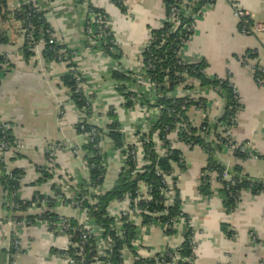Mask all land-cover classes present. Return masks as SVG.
<instances>
[{"label": "crops", "instance_id": "1", "mask_svg": "<svg viewBox=\"0 0 264 264\" xmlns=\"http://www.w3.org/2000/svg\"><path fill=\"white\" fill-rule=\"evenodd\" d=\"M236 2L250 14L252 25L262 26L263 31L241 34L231 5L217 0L206 4L195 17L193 35L179 58L190 65L204 64L205 75L211 81L229 79L240 102L233 116L231 136L247 145V150L244 158L221 146L211 153L225 166L221 168L225 171L223 180L233 179L232 175L238 173L232 168L239 167L238 175L259 182L264 181V0ZM87 4L108 17L116 58L104 55L101 44L85 34L86 12L76 0H35L34 5L43 13L58 45L74 53L72 64L82 75L91 102L89 117L71 102L69 89L63 85L62 78L69 72L67 66L46 62L25 48L19 21L14 17L18 7L15 0H7L6 13L0 18L1 22L9 19L13 23L12 29L3 27L0 33L8 40L0 45V56L5 60L0 70V122L8 124L12 136L23 145L11 151L5 165L8 171L22 174L17 199L31 203L17 215L23 217L21 220L34 216V222H43L39 217L46 212L73 222L84 219L68 200L82 195L87 179L83 150L86 136L76 129L83 120L104 133L101 149L108 156L102 191L106 192L113 188L124 167L121 151L115 150L105 135L108 127L115 125L125 144L131 143L136 136L149 133L160 116L153 84L142 74V53L151 33L165 19L164 0H122L121 7L114 0H87ZM114 71L123 79H113ZM190 84L195 85V81L189 80ZM192 92L204 104L201 102V109L193 105L186 110L191 127L198 128L204 120L211 125L223 117L225 100L211 87L192 91L178 87L176 97ZM215 127L220 131L223 124L219 121L210 129ZM169 139L180 156L179 162L173 164V178L182 211L196 235L193 264H264V191L253 194L244 190L236 210L229 212L216 172L208 174L207 191L200 190L209 155L213 159L211 153L179 142L174 132ZM57 194L68 199L47 208L34 205L38 197L52 200ZM8 217L7 199L0 185V264H7L12 234L22 247L16 264H63L59 255L66 239L61 234L37 223L19 229ZM130 222L137 235L131 242L132 249L127 248L129 264L167 250H180L183 227L167 236L158 222L143 224L142 217L136 215Z\"/></svg>", "mask_w": 264, "mask_h": 264}, {"label": "trees", "instance_id": "2", "mask_svg": "<svg viewBox=\"0 0 264 264\" xmlns=\"http://www.w3.org/2000/svg\"><path fill=\"white\" fill-rule=\"evenodd\" d=\"M177 0H164L165 8H166V16L169 13L170 7ZM208 4V0H196L193 3V7L189 16L183 18V23L181 26L190 25L194 16L200 14L201 9ZM91 5H89L90 7ZM30 7V6H29ZM121 7V6H120ZM28 6H24L21 8L19 12H15L14 17L21 21L24 17V12L27 11ZM122 9V8H121ZM7 10V0H0V18L5 15V11ZM96 13L104 14L103 11L99 9H94ZM34 16L38 19L39 24L41 26H48L44 20L43 13L39 11L34 12ZM181 26L174 32H170V27L166 24L160 30L153 31L151 33V38L149 39V46L147 49H143V66L142 74L145 78L149 79V81L153 84L154 92L157 96L155 106H161L163 110L160 113L159 119L155 122L149 133L143 135L144 142H142L143 149V158L147 161V165L141 168V172H136L135 168L136 164L133 162V158L130 155L131 149H125V139L121 133L115 128V125H111L107 129V138L112 143L115 150L121 151L123 156H126L124 161V167L122 168L115 185L110 191H102L101 194L95 197L96 203L92 207L89 206L88 200H85L83 203L89 209V216L94 225L100 226L105 230V233L111 237L113 241V251L111 253V264H120V253L124 247L128 249H132L131 242L136 239V228L132 224V222L127 221L126 219H122L123 230L125 232L123 239L116 236V234L110 230L111 227L114 226V219L107 216L106 209L109 205L114 201H119L123 199V197L127 194L135 195V191H137L138 186L143 184L147 189L148 193L151 197V201L147 203H141L138 205V208L141 210H146L149 214H142V222L143 224H151L154 222H158L162 226L167 225L165 230V234L171 235L175 232L172 228L171 220L175 219L177 216L181 214V201L179 199V193L176 189L175 179L173 178V164H177L180 160L179 152L170 149L169 143L166 142V147L168 149L166 155H159L154 150L155 144L152 143V135L156 132L158 137L162 139L166 137L167 134L172 131L177 123L187 124L188 128L186 131H180L178 133V138L185 144H188L189 147H193L195 145L200 146L204 151L208 154L209 152H215L219 146L212 141V138L216 140L224 139L221 138L220 131H217L219 128L215 127L214 129H210V123L208 120H204L202 124L198 128H193L189 126L188 119L185 115L186 110L193 105H197L198 103L192 102L189 100L186 104H184V100L182 98H170L169 95L174 91V89L178 86L180 82L183 81V77H180L183 73H186L191 79L195 81V85L187 84L184 88L185 90H194V89H204L211 87L216 92H218L225 100V107L223 117L220 120V124L229 123L230 118H232L236 111L240 108V102L236 100V95L234 94V89L229 82V80H209L205 75V65H190V64H181L178 60V52L180 49V37L184 38L185 32L182 31ZM239 23V30H240ZM38 38V35H36ZM112 40L110 36L108 38ZM163 39L164 44L156 49L158 42ZM8 43L6 37L0 34V45H5ZM101 44V50L104 55L116 58L117 48L115 47L114 42L108 44L106 46ZM26 49H28L27 45H24ZM63 48L59 45H45L41 56L43 60L46 62L55 61L58 51ZM110 48V50H108ZM29 51V50H28ZM30 52V51H29ZM29 54V53H28ZM155 58L156 64L153 69H146L145 63L150 59V56ZM3 61V59H1ZM74 67V64L70 65ZM112 78L116 81H120L123 79V76L118 72L111 73ZM179 75V76H176ZM74 73L68 72L63 78V85L69 89L70 100L76 106V108L80 111L82 110L87 117L91 115V109L87 107V97L80 94H76L75 91V83H74ZM188 98V97H185ZM204 104V101L200 100ZM184 107V109H182ZM235 108L237 109L235 111ZM174 111V113H172ZM82 127V129H81ZM90 125L86 123V121L82 122V124H78L76 129L78 133H86L90 130ZM100 137L104 135L101 132ZM201 133L203 134L201 136ZM11 130L8 131V138L12 140ZM208 136L209 139H206ZM83 150L86 152L85 154V162L86 167L88 169V179L91 184L98 185L102 188L103 181L106 174V160L107 155L103 152L99 147H97L96 143H89L83 147ZM235 156L244 158L245 156L239 152L238 150L234 151ZM208 165L206 169L203 171L202 175V184L200 190L201 193H205V190L208 187L209 177L208 174L210 172H216L220 177V182L223 187V193L225 195V206L229 212H233L236 207L235 201L228 196L225 187L230 184V182H235V187L232 188V192L241 191V190H250L251 193H259L264 191V187L259 185H251L245 184L233 179H230L229 182L223 180V176L225 171L221 169L210 157L208 160ZM91 166H93L91 168ZM234 173H241L239 167H233ZM158 171L161 173L158 174ZM12 176L20 179L22 174L16 170L12 171ZM43 173V172H42ZM171 176L173 180V197L172 202L169 205H166V198L162 194V190L165 188V185L162 183L161 176ZM44 179L48 178V175L43 173ZM0 185L2 191L5 193V198L7 199L8 205V213L9 219H17L21 220L23 217H13L11 214L12 210L9 208L10 202H15L20 206V211L24 212L27 208H29L31 203H22L17 198H11L10 195L12 192L17 191L18 183L10 179L7 175H5V167L0 163ZM90 186L88 187V189ZM208 189V188H207ZM80 198V197H79ZM52 205V204H51ZM50 205V206H51ZM166 212L164 216L152 217L150 214L154 212ZM56 217L54 214L46 212L42 214L39 219L47 221L50 223L56 221ZM51 218L52 220H49ZM183 218L185 220V227L183 233V243L180 250L177 253H174L170 250L169 252L174 253L178 256V261L176 264H188L185 259L191 256V245L190 240L193 238L194 231L191 228L187 227L189 219L186 215L183 214ZM26 220L34 222V216H27ZM6 222V221H5ZM72 224L75 222L71 221ZM53 228V227H51ZM10 240H14V236L11 235ZM169 262V260H166ZM134 264H139V261H135Z\"/></svg>", "mask_w": 264, "mask_h": 264}, {"label": "built area", "instance_id": "3", "mask_svg": "<svg viewBox=\"0 0 264 264\" xmlns=\"http://www.w3.org/2000/svg\"><path fill=\"white\" fill-rule=\"evenodd\" d=\"M196 0H177L175 3L170 7L169 13L167 16H165V19L162 22L161 27L158 29H162L164 25H168L170 27V32L176 31L181 24L183 23V18L189 16L191 9L193 7V3ZM217 0H208V4H211ZM227 3H229L233 10V16L236 18L240 23V33L243 35H248L249 33H256L263 31V27L260 25H252L251 23V17L250 14L247 11H244L236 2V0H224ZM17 3V11L19 12L22 7L28 6L27 11L24 12V17L21 21H19L20 24V30L22 34V39L24 42V45H27L28 50L34 54L36 57L41 56V52L44 48V46L47 45H58L56 40V35L53 32V30L49 26H41L39 24V18L37 19L34 16V12L38 11L35 4V0H15ZM78 4H80L83 9L86 12V19H85V26L84 31L87 36H89L93 41H95L97 44H100L102 42L103 46H106L108 44H111L113 41L109 40L108 38L111 36V30H110V23L108 20V17L103 14L96 13L93 11V7L87 4V0H76ZM114 2L118 5H122V0H114ZM30 6V7H29ZM195 17L192 18L193 22L190 25H184L181 26L182 31L185 32L184 38L180 37V49L178 52V60L181 64H184V62L179 58V53L181 50L185 47V45L189 42L190 38L193 35L194 32V26H195ZM45 20V18H44ZM36 35H38V38H36ZM151 38V37H150ZM164 44V40L161 39L156 49H159ZM149 46V41L144 46L145 49H147ZM110 50V48L108 49ZM42 57V56H41ZM74 57V53L68 52L65 48H61L58 51L57 57L55 62L59 64H63L67 66L68 70L70 72L74 73V83H75V93L84 95L87 97L86 87L82 78V75L78 72L77 68L71 67L72 59ZM3 57L0 56V70L1 67L5 66V60L1 61ZM245 59H243V62ZM156 61L153 56H150V59L145 63L146 69H153L155 67ZM142 68L144 66L142 65ZM179 76V75H176ZM180 77H183V81L178 84V86L174 89V91L169 95L170 98H178L176 97V90L178 87L184 88L187 84H189V80L191 79L186 73H183ZM229 80V79H228ZM230 82V81H229ZM185 89V88H184ZM234 94L236 95V100L239 101V97L234 90ZM154 100L156 101V94L154 92ZM188 97V98H185ZM184 100V104H186L189 100L192 102L198 103L196 107L198 109L202 108V104L197 100L194 93H190V95H184L181 97ZM87 99L86 105L88 109L91 107V102ZM184 109V107H182ZM156 110L158 113H161L163 108L161 106H157ZM237 109L235 108V111ZM237 112V111H236ZM174 113V111H172ZM84 122V120L82 121ZM234 123V117L230 118L229 123L223 124L222 129L220 130L221 138L224 139V141H221V139H215V143L218 146H221L223 148H226L230 151L238 150L242 154L245 153L247 150V145H244L242 143H238L235 141L231 136V128ZM189 124V123H188ZM190 126V124H189ZM191 127V126H190ZM188 128L187 124L177 123L172 131H170L166 137H163L160 139L155 132L152 135V143L155 144L154 150L159 155H166L167 154V147L166 142L169 143L170 149H172L170 144V134L176 133L177 139L178 133L180 131H186ZM82 129V127H81ZM10 130V126L6 123L0 122V163L6 165L8 158L10 156V153L13 149H22L23 145L17 141L12 135V140L8 138V131ZM202 134V133H201ZM86 136V144L89 143H96L97 147L101 149V145L103 143V136L100 137L101 133L99 132V129L96 127H90V130L86 133H84ZM141 136H136L131 143L125 144V149H131L130 155L133 158L134 164H136V168L133 174L136 172H141V168L147 165V161L143 158V149H142V142H144V139ZM179 142L183 143L179 140ZM185 144V143H183ZM189 147L188 144H185ZM102 150V149H101ZM174 150V149H172ZM103 151V150H102ZM74 154H78L77 150L73 151ZM104 152V151H103ZM49 154H51V151H49ZM108 156V155H107ZM124 157V161L126 159V156ZM107 161V160H106ZM93 166H91L92 168ZM86 168L87 172V179L85 182V187L83 189V192L81 193L79 197L76 198H65L61 195H56L54 199L52 200H46L41 198H36L34 201V205L38 207H44L47 208V206H50L53 203L56 202H66V200H69V206L79 210L84 215V219L81 222H75V224H72L70 219L67 217L57 216L55 222H47V221H39L36 220L35 222H31L28 220H17V219H11L12 223L19 229H24L26 227H31L34 225V223L41 224L43 226L49 227L50 229H54L59 234H61L66 239V245L64 247L63 252L59 255L60 261L63 262V264H111V253L113 251V241L109 234L107 235L105 233V230L97 225H94L90 216H89V209L84 205V201L88 200L89 206L92 207L95 205L96 200L95 197L102 193V188L98 185L91 184L88 179V169ZM213 173V172H210ZM158 174L161 173L158 171ZM5 175H7L10 179L17 182L18 185L20 184V179L17 177H13L12 173L8 171L5 167ZM162 177V183L165 185V188L162 190V194L166 198V205H169L172 202L173 197V180L171 176H161ZM230 180L226 181L229 182ZM90 188L88 189V187ZM235 187V182H230L228 186L225 187V190L228 193V196L232 198L235 203L236 207L239 205L241 201V196L244 190L241 191H235V193L232 192V188ZM11 198H17V191L12 192L10 195ZM151 201V197L148 193V189L143 185L140 184L138 186L137 191H135V195L132 196L131 194H127L123 197V199L119 201L112 202L109 207L106 209L107 216L114 219V226L110 228L111 231H113L116 236L123 239L124 237V230H123V223L122 219H126L127 221H130L131 218L136 215L137 217H141L142 214H149L146 210H141L138 208V205L141 203H147ZM116 203V205H115ZM9 208L12 210L11 214L13 217H17V215L21 212L20 206L15 202H10ZM234 210V211H235ZM183 211H182V205H181V214L177 216L175 219L171 220L172 228L174 230L179 229L181 227H185V220L183 218ZM152 217H158V216H164L166 215V212H154L150 214ZM185 215V214H184ZM49 220H52L49 218ZM53 227V228H51ZM188 228H191L190 221L187 224ZM164 229L167 228V225L163 226ZM193 230V229H192ZM14 236V240L9 241V247H8V256H7V264H16V258L21 253L22 247L19 239L16 237L15 234H12ZM195 232L193 235V238L190 240L191 245V256L186 260L188 264H193L194 262V253L196 248V240H195ZM120 264H129V261L131 258L128 257V250L126 247L123 248V250L120 253ZM137 258V257H136ZM178 256L175 255L172 252H169L168 250L158 256H155L153 258H145V259H137L139 261V264H176L178 261ZM166 260H169L167 262ZM135 261V260H134Z\"/></svg>", "mask_w": 264, "mask_h": 264}, {"label": "water", "instance_id": "4", "mask_svg": "<svg viewBox=\"0 0 264 264\" xmlns=\"http://www.w3.org/2000/svg\"><path fill=\"white\" fill-rule=\"evenodd\" d=\"M221 118H222V116H220L218 119H216V121H214V122L210 125V127L213 128V127H214V126L220 121ZM206 138H208V136H207ZM211 156L213 157L214 162H215L219 167H221L222 169H225V166H224V165L218 160L217 157H215V156L213 155V153H211ZM226 174H228V175L231 174V172H230L229 169H226ZM232 178H233L235 181H238V182H241V183L251 184V185H252V184H258V185H263V186H264V181H259V182H257V181H253V180L248 179L247 177L242 176V175L233 174V175H232Z\"/></svg>", "mask_w": 264, "mask_h": 264}, {"label": "rangeland", "instance_id": "5", "mask_svg": "<svg viewBox=\"0 0 264 264\" xmlns=\"http://www.w3.org/2000/svg\"><path fill=\"white\" fill-rule=\"evenodd\" d=\"M13 23L10 22V20L6 19L4 20V22H1V19H0V33H1V30H3V27H9V29H12Z\"/></svg>", "mask_w": 264, "mask_h": 264}]
</instances>
